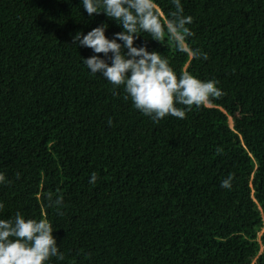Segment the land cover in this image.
Masks as SVG:
<instances>
[{"label": "trees", "instance_id": "1", "mask_svg": "<svg viewBox=\"0 0 264 264\" xmlns=\"http://www.w3.org/2000/svg\"><path fill=\"white\" fill-rule=\"evenodd\" d=\"M181 4L207 60L147 33L135 46L224 95L157 123L74 42L102 24L112 39L116 21L82 0H0V219L47 218L64 256L47 264H264V0Z\"/></svg>", "mask_w": 264, "mask_h": 264}, {"label": "clouds", "instance_id": "2", "mask_svg": "<svg viewBox=\"0 0 264 264\" xmlns=\"http://www.w3.org/2000/svg\"><path fill=\"white\" fill-rule=\"evenodd\" d=\"M172 3L175 10L165 18L156 0H82L89 16L106 14L123 31L109 39L108 25L102 24L86 35L80 32L74 37L78 47L90 48L96 54L83 58L90 72L103 76L114 89L123 87L124 98L157 123L167 116L185 119L193 106L206 108L213 99L224 95L217 86L218 81L202 80L189 71L178 75L159 51H149L147 45L135 46L141 33H147L151 40L174 46L189 60L208 59L206 53L190 43L194 33L188 25L192 24L193 17L184 15L181 0H172ZM99 54L105 57L111 54V63ZM16 176L19 178L20 173ZM97 180L93 173L90 183L95 184ZM231 180V176L223 180L221 187L230 189ZM5 182V175L0 173V183ZM46 200L49 208L55 207L58 211L63 205V197L53 199L49 194ZM3 208L4 204L0 203V209ZM55 231L47 218L26 219L19 211L12 218L0 219V264H47L53 257L63 260Z\"/></svg>", "mask_w": 264, "mask_h": 264}, {"label": "rangeland", "instance_id": "3", "mask_svg": "<svg viewBox=\"0 0 264 264\" xmlns=\"http://www.w3.org/2000/svg\"><path fill=\"white\" fill-rule=\"evenodd\" d=\"M263 234H264V224L262 225L261 229L258 231V239L260 241V250L264 248V243L262 241Z\"/></svg>", "mask_w": 264, "mask_h": 264}]
</instances>
